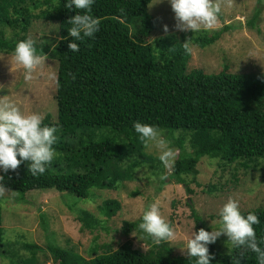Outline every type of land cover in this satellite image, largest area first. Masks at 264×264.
<instances>
[{"label":"trees","instance_id":"obj_1","mask_svg":"<svg viewBox=\"0 0 264 264\" xmlns=\"http://www.w3.org/2000/svg\"><path fill=\"white\" fill-rule=\"evenodd\" d=\"M150 2L94 0L90 14L97 19L98 30L93 37L77 41L79 50L71 52L67 44L74 38L67 35L70 25L66 21L77 10L64 8V0H0V52L13 53L17 41L29 39L34 20L58 22L56 44L51 46L48 38L33 41L38 55L58 62L57 116L46 113L43 117L44 124L56 129L54 158L45 165L43 174L33 175L25 162L0 173V189L23 201L37 190H55L81 199L88 198L93 189L116 190L132 179L141 162L155 160L144 152V144L132 127L134 121L155 125L171 135L177 130L190 133L192 141L198 143L192 155L175 160L169 180L184 182L183 173L193 170L203 155L217 159L222 170L236 165L234 173L254 174L252 171L261 166L264 174V73L231 72L228 66L211 74L200 68L187 70L190 53L172 35L157 38L154 45L147 43L155 27V18L148 12ZM42 3L47 8H41ZM259 14L256 10L248 23L254 26ZM143 18L148 19L149 30L140 27ZM7 28L13 30V37H7ZM219 36L220 32L202 34L194 42L205 47ZM183 140L181 136L176 141L182 145ZM120 208L121 202L111 198L99 206L108 218ZM75 209L84 228H98L97 216L71 205V210ZM191 210L196 230H208L197 211ZM249 211L259 219L253 226L257 237H264V207L241 210L242 214ZM139 223L140 218L125 220L121 231L129 234L137 230L151 239L139 229ZM43 227L49 237L48 224L43 222ZM150 239L147 242L151 244ZM48 245L55 264H194L192 258L173 255L169 241L157 249L153 242L147 252L135 248L130 240L114 250L94 242L91 258L51 241ZM21 248L29 250L31 256L16 261L21 252L11 248L5 238L0 204V257L10 252L16 264H36L39 246L23 242ZM226 249L215 242L209 244L211 264H256L255 253L231 245Z\"/></svg>","mask_w":264,"mask_h":264},{"label":"rangeland","instance_id":"obj_2","mask_svg":"<svg viewBox=\"0 0 264 264\" xmlns=\"http://www.w3.org/2000/svg\"><path fill=\"white\" fill-rule=\"evenodd\" d=\"M214 2L218 4L219 12L213 28L191 33L175 27L174 13L168 0H151L148 12L155 18V27L150 30L147 43L153 44L157 38L169 35L178 42L187 43L190 48L187 70L200 68L211 74L228 66L227 69L231 72L264 73V0ZM41 8H47V4L42 3ZM256 10L260 11V20L252 26L248 21ZM38 11L39 9H35V12ZM139 22L137 20L136 23ZM148 23V19L143 18L139 25H143L146 31L149 30ZM164 25L168 28L166 33L163 30ZM227 25L230 29H225ZM219 32V39L205 47L194 42V38L202 34L212 36ZM6 35L8 38L13 37V30L7 28ZM28 38L38 43L45 42L48 38L46 42L49 41L53 46L58 40V22L34 20ZM44 58L33 71L31 78L25 80L23 69L14 62L13 53L0 52V100L11 101L24 113L37 112L43 117L46 113H51L56 118L58 62L55 58ZM160 131L171 142L169 146L176 153L175 160L181 155L184 158L189 157L199 146L192 141L193 136L190 133L177 130L171 135L167 130ZM181 136L184 137L182 145L176 141ZM143 150L155 160L141 162L134 169L132 179L124 181L116 190L93 189L85 199L55 190H37L32 191L26 201H23L24 199L16 200L13 193L0 189L5 238L10 241L11 248H19L21 252V255L13 258L19 261L21 256H31L29 250L20 249L23 242L39 246L36 250V264L56 263L48 249L49 241L87 258L93 256L91 245L94 242L99 246H110L114 250L130 240L135 248L147 252L154 241L148 243L150 238L137 230L124 234L121 227L125 220L140 218L146 206L153 202L158 204L160 214L174 231V237L169 241L172 254L186 256L180 247L191 231L196 230V223L191 215L192 207L201 216L209 231L211 227L218 228V210L229 197L238 201L240 210L264 207V174L261 166L252 171L254 174H245L241 170L234 173L236 165L222 170L217 159L203 155L193 170L183 173L185 181L179 183L175 179L169 180L167 176L170 175L172 167H163L157 158L156 149L143 145ZM108 198L121 202V208L109 218L101 214L99 209L100 204ZM73 204L74 207L88 210L97 216L100 220L98 228L93 231L84 228L78 218V210H71ZM43 222L49 226V237L46 236L48 232L44 229ZM151 239L153 240L152 237ZM163 243L164 241L154 243L155 248L161 247ZM215 243L224 251L231 245L223 234ZM10 257V252L7 257H0V264H16Z\"/></svg>","mask_w":264,"mask_h":264},{"label":"clouds","instance_id":"obj_3","mask_svg":"<svg viewBox=\"0 0 264 264\" xmlns=\"http://www.w3.org/2000/svg\"><path fill=\"white\" fill-rule=\"evenodd\" d=\"M93 2L94 0H64V8L77 10L66 21L70 25L67 27V35L74 38L67 44L71 52L79 50L77 41L93 37L98 30V21L90 14ZM168 3L178 30L194 33L202 29L211 30L215 25L219 6L214 0H168ZM163 30L165 33L168 31L167 25L163 26ZM184 48L185 51H190L187 43ZM13 59L23 69L25 80L30 79L33 71L45 60L37 54L32 39L16 42ZM43 119L40 113H24L11 101L0 100V173L15 170L22 162L26 163L27 171L33 175L45 172V165L54 158L56 129L44 124ZM132 127L137 139L145 147L157 150V158L165 169L174 166L176 153L169 146L171 142L164 138L157 126L134 121ZM218 217V228L211 227V231L204 228L191 231L180 247L181 252L194 259V264H211L213 257L208 245L223 234L232 248H245L255 253L256 264H264V237L258 238L253 227L259 224L257 215L252 211L242 214L238 201L229 197L219 208ZM193 226L194 224L192 228ZM138 227L151 236L156 244L170 241L174 237L172 227L160 214L155 202L148 204L143 210Z\"/></svg>","mask_w":264,"mask_h":264}]
</instances>
